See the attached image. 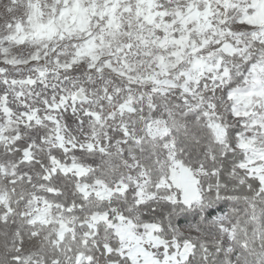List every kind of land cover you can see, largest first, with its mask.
Wrapping results in <instances>:
<instances>
[{"label":"snow or ice","instance_id":"snow-or-ice-1","mask_svg":"<svg viewBox=\"0 0 264 264\" xmlns=\"http://www.w3.org/2000/svg\"><path fill=\"white\" fill-rule=\"evenodd\" d=\"M0 264H264V0H0Z\"/></svg>","mask_w":264,"mask_h":264}]
</instances>
